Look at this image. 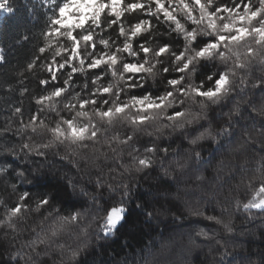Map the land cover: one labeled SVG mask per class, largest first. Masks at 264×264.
I'll use <instances>...</instances> for the list:
<instances>
[{
    "label": "clouds",
    "instance_id": "1",
    "mask_svg": "<svg viewBox=\"0 0 264 264\" xmlns=\"http://www.w3.org/2000/svg\"><path fill=\"white\" fill-rule=\"evenodd\" d=\"M0 264H264V0H0Z\"/></svg>",
    "mask_w": 264,
    "mask_h": 264
}]
</instances>
